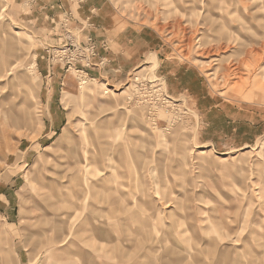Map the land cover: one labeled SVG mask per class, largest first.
<instances>
[{
	"label": "rangeland",
	"instance_id": "obj_1",
	"mask_svg": "<svg viewBox=\"0 0 264 264\" xmlns=\"http://www.w3.org/2000/svg\"><path fill=\"white\" fill-rule=\"evenodd\" d=\"M110 1L166 49L121 78L91 77L105 64L71 13L45 43L0 0V239L78 264L62 240L87 222L108 264H264V0ZM178 65L214 113L172 95Z\"/></svg>",
	"mask_w": 264,
	"mask_h": 264
},
{
	"label": "crops",
	"instance_id": "obj_2",
	"mask_svg": "<svg viewBox=\"0 0 264 264\" xmlns=\"http://www.w3.org/2000/svg\"><path fill=\"white\" fill-rule=\"evenodd\" d=\"M7 3L11 15L15 19L29 18L27 22L24 20L22 22L27 23L37 33L39 32L38 35L45 43L54 42V23L63 17L64 14L71 13L74 19V26L76 31L79 32L81 39L91 38L94 40L99 55L97 61L101 60L105 64L104 67H99V71L97 69L93 70V72L91 71V77L98 78L106 75L110 78L112 76L121 78L122 74L135 71L142 66L144 58L150 55H156L159 58L166 50L162 39L154 31L127 25L120 20L116 7L110 0H7ZM51 29L53 30L52 32L50 31ZM169 66L171 67L172 65ZM39 68L44 69L42 65ZM174 68L168 80L172 95H187L197 105H206L209 108L208 113H214L213 108L218 107V104L212 102L214 100L209 97L200 73L184 65H178ZM42 75L50 77V74H45V71ZM54 76L55 74L51 76L52 82L58 85V81L53 80ZM51 103L50 101L49 104ZM256 132L258 135L260 134V138H264L263 130ZM69 150L74 152V149ZM95 158L97 159L98 157L96 156ZM114 177L116 176L113 174L111 179ZM96 186L95 184L94 187ZM77 188L80 190L79 186ZM85 195L86 192L83 191L78 195L75 192V196L78 197L79 201L81 196L86 198ZM0 200H5L3 203L7 206L13 205L14 202L7 189L0 192ZM117 215L118 213H116ZM4 218L6 217L4 216ZM87 225V222L77 224L71 231L73 232V237L68 236L67 239L62 240L63 243L68 244L69 253L71 254L70 259L73 258V261L78 260V264H108L105 258L100 256L101 252L90 251L89 240L85 237L89 233ZM58 239L59 236L53 238L54 241ZM21 245L23 246V244ZM18 247L16 244L13 245L12 241H5V237L0 239V255L3 256L5 264H13L17 261L19 264H23L24 257L27 262H30L32 253L28 252L24 247L21 248V246L17 250ZM64 247L65 244L54 248L55 255L53 258L55 263L65 261V256L63 255L67 249H63ZM87 258H93L94 262L88 261ZM164 263L168 264V262Z\"/></svg>",
	"mask_w": 264,
	"mask_h": 264
},
{
	"label": "built area",
	"instance_id": "obj_3",
	"mask_svg": "<svg viewBox=\"0 0 264 264\" xmlns=\"http://www.w3.org/2000/svg\"><path fill=\"white\" fill-rule=\"evenodd\" d=\"M95 46L94 45H92L91 47H90V49H88V51H92V53H95ZM66 52H67V50L66 51H64L63 52V54H66ZM83 53H85V50L83 51ZM68 55V54H67ZM78 56H81V55H78Z\"/></svg>",
	"mask_w": 264,
	"mask_h": 264
},
{
	"label": "bare ground",
	"instance_id": "obj_4",
	"mask_svg": "<svg viewBox=\"0 0 264 264\" xmlns=\"http://www.w3.org/2000/svg\"><path fill=\"white\" fill-rule=\"evenodd\" d=\"M13 67H14V66H13ZM107 94H108V93H107ZM1 112H2V111H1ZM2 114H3V112H2ZM203 154H206V152H202V153H201V156H202Z\"/></svg>",
	"mask_w": 264,
	"mask_h": 264
}]
</instances>
